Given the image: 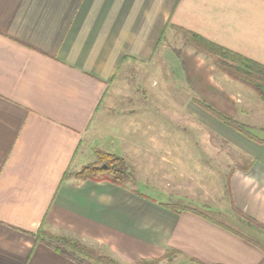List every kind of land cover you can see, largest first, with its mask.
<instances>
[{"label": "crops", "instance_id": "crops-1", "mask_svg": "<svg viewBox=\"0 0 264 264\" xmlns=\"http://www.w3.org/2000/svg\"><path fill=\"white\" fill-rule=\"evenodd\" d=\"M182 32L264 67V0H0V264H75L42 242L43 234L75 239L117 264H264V234L235 215L264 226V137L252 133L264 134V103L187 45ZM162 81L171 102H162ZM115 108L120 117L109 113ZM148 110L172 133L177 125L183 134L200 127L207 159L210 150L219 154L210 138L232 145L239 164L228 168L227 196L216 210L168 204L192 202L191 190L166 194L157 182L146 187L165 199L152 198L131 187L136 177L124 187L73 177L95 150L127 165L144 161L146 172L152 162L155 170L163 163L179 169L180 161L190 168L187 134L175 137L185 149L172 142L156 150L137 146L144 131L125 136L131 119ZM89 140L95 146L85 161ZM205 164L209 171L215 162ZM168 252L176 254L166 259Z\"/></svg>", "mask_w": 264, "mask_h": 264}, {"label": "rangeland", "instance_id": "rangeland-1", "mask_svg": "<svg viewBox=\"0 0 264 264\" xmlns=\"http://www.w3.org/2000/svg\"><path fill=\"white\" fill-rule=\"evenodd\" d=\"M136 86L142 87L139 81H137ZM159 86L162 90L165 89L162 91V96H163L162 102H171V99H173L174 96L169 94L171 93V91L169 92L170 85L162 81L161 83H159ZM145 90L147 91L143 93L140 92V94L142 93L140 96L142 97L145 94L147 98L148 92H150L151 90V86L147 85V88L145 87ZM118 96H121V94L118 93ZM178 97L182 99L186 96L185 95L181 96V93L179 92ZM165 98L167 99L166 101H165ZM118 99H121V97L115 98L116 102H119ZM145 101H141V102H145ZM146 108H149V106H147ZM151 108L155 110V107H151ZM153 110L152 111L148 110L146 116H143L139 118L138 120H137L138 116L135 115L137 117L135 119L132 118L130 121L131 124H133L132 125L133 131H130L131 133L130 132L126 133L128 131L127 129L124 128L125 136L127 137L126 134H128L127 138L131 139L135 137L133 133L143 134L145 132L146 136L144 138L138 139L139 144H137V146L141 145L143 147H150L151 149L156 150L155 148L159 147L162 143L169 144L172 142L177 143V144H172V146L182 147L185 149L184 145L187 146V142L186 143L183 142L185 141L184 139H180V138L175 139V137L187 134L188 135L187 137L190 138L188 139V142L193 143L194 145V147L191 148L192 154L187 156V158L190 159V163L188 164L189 165L192 164V165L190 166V168H186L185 167L186 165L180 161L178 162L179 169H174V168L172 169V167L170 168L168 167L166 163H163V168H165L164 170L163 169L155 170L154 168L155 165L150 159L156 155L154 156L146 155V156H142V159L144 160L149 159V161L152 162V165L150 166L153 167L152 170L146 172L145 170L147 169L148 165H146L144 161L135 162L132 159V161L129 162L127 166L130 170L133 181L135 182V177H136V180L138 181V183H136L135 185H132L131 187L134 190L139 191L146 195H150L152 198H155V199H165V198L164 196L160 197V194L158 195V193L153 188H151L152 190H149V188H147L146 185L147 186H150V184L154 185L153 183L157 182V184H161V186L160 185L158 186L160 191L162 190L166 194H175L176 191L178 193H181V191L185 192L186 190L190 192L191 190V193H190L191 197L188 198V200L194 199L192 200V202L191 200L190 201L184 200L186 202L183 201V202L177 203L171 199V200H167L168 204L189 205V207L191 208H195L196 210L200 212L203 210L204 213L207 212L208 214L210 210H206L207 209L205 208L206 206L211 207L214 210H216L215 208L218 207V205L220 204L218 203V200H219L218 198L220 197L221 199L223 198V200H225L227 196L226 193L224 195V190L227 189L226 182L228 179V174L230 172L228 171V168H233V166H235L236 163L239 164L237 156L234 154L235 153L234 148L228 142H224V141L219 142L217 138H210L209 139L210 148L218 149L219 156L215 154L216 151L210 150L212 152L209 153V159H207L208 155H203L204 149L202 148V146H206L205 143L208 140H203V145H202V140L198 138L200 134L199 135L197 134L201 131L200 127L198 128L196 125L191 127L189 125V127H191V129L193 130V133L190 129H188L183 134V132L178 131V128L180 126L177 125L176 126L177 130H173L174 132L172 133L169 130L175 129V128H172L169 122L161 123V120L164 117L160 116V114L158 113H155ZM120 111H121L120 109L115 108L109 113L113 116L120 117L121 115ZM102 112H103L102 117H105V110L103 109ZM106 124L108 125V123ZM136 126H139L140 128L139 131H138V127L136 128ZM181 126H184V124H181ZM252 133L257 137H264L263 133L256 132V131H253ZM171 135H174V136H171ZM102 142L103 140L100 143ZM89 143H92V145L89 146ZM89 143L87 144L88 146H86L85 143L83 144V147L85 148V149L83 148V151H84L83 159L85 161L88 159V156L91 154V151L87 152V148L89 149L90 147L93 148L95 146V144H93V140H89ZM183 151L185 152V150ZM163 155H164V158L171 159L170 155H165V154ZM178 158L183 159V156H178ZM243 158L245 160H248L244 156ZM94 161H95V157H94ZM205 162H207L209 165L214 162L215 164L213 165L211 164V166H213L211 167V170L206 171L205 167H202L206 165ZM224 162L226 166L225 171L221 169ZM242 162L244 161H241L240 163ZM160 166L161 164L159 160H157L156 167L158 168ZM199 167H201L205 171L198 170ZM145 174H149L148 176H146L148 178L142 180L141 176H144ZM156 176H161V178L156 179L157 178ZM133 181L130 183V185L133 184ZM147 190L149 191L146 192ZM210 215L214 216L215 219L223 222V220H221L219 216H217L216 214H210Z\"/></svg>", "mask_w": 264, "mask_h": 264}, {"label": "trees", "instance_id": "trees-1", "mask_svg": "<svg viewBox=\"0 0 264 264\" xmlns=\"http://www.w3.org/2000/svg\"><path fill=\"white\" fill-rule=\"evenodd\" d=\"M182 33L185 37L187 45L193 47L196 52L206 55L212 61L213 65L220 71H223L227 76L249 87L262 101V103H264L263 66L231 54L221 48L207 43L193 34H189L187 32ZM199 105L202 109L207 111L210 115L216 117L217 120L225 124L227 127L233 129L237 133L249 137L244 126L222 116L210 107L202 104ZM94 157V162L82 167L73 175V177L81 181L104 180L118 187H124L133 181L130 170L126 162L121 157L98 150L94 151ZM235 215L246 226L264 234V226L238 212H236ZM43 236L42 242L59 253V255L71 260L75 264H117L100 251L89 248L75 239L51 234H43ZM175 254L176 253L174 252H168L165 255V258L170 259ZM140 264H157V261H153L151 263L141 262Z\"/></svg>", "mask_w": 264, "mask_h": 264}]
</instances>
